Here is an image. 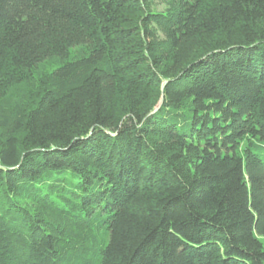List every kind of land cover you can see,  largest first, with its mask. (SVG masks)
Masks as SVG:
<instances>
[{
  "label": "trees",
  "instance_id": "obj_1",
  "mask_svg": "<svg viewBox=\"0 0 264 264\" xmlns=\"http://www.w3.org/2000/svg\"><path fill=\"white\" fill-rule=\"evenodd\" d=\"M264 0H0V264H264Z\"/></svg>",
  "mask_w": 264,
  "mask_h": 264
},
{
  "label": "rangeland",
  "instance_id": "obj_2",
  "mask_svg": "<svg viewBox=\"0 0 264 264\" xmlns=\"http://www.w3.org/2000/svg\"><path fill=\"white\" fill-rule=\"evenodd\" d=\"M262 242H263V245H264V238H262Z\"/></svg>",
  "mask_w": 264,
  "mask_h": 264
}]
</instances>
